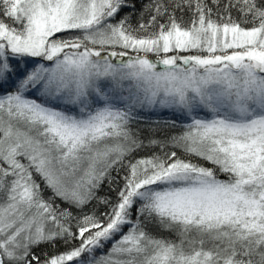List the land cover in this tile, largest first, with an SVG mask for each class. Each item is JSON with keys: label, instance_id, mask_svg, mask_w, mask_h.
<instances>
[{"label": "snow or ice", "instance_id": "snow-or-ice-1", "mask_svg": "<svg viewBox=\"0 0 264 264\" xmlns=\"http://www.w3.org/2000/svg\"><path fill=\"white\" fill-rule=\"evenodd\" d=\"M0 264H264V0H0Z\"/></svg>", "mask_w": 264, "mask_h": 264}, {"label": "trees", "instance_id": "trees-1", "mask_svg": "<svg viewBox=\"0 0 264 264\" xmlns=\"http://www.w3.org/2000/svg\"><path fill=\"white\" fill-rule=\"evenodd\" d=\"M136 5H137V11L141 7L143 3H146L147 0H135ZM131 9L125 8L121 11L120 16L125 15L126 13L130 12ZM179 16L180 13H177ZM237 14L234 12L233 16L235 17ZM190 14H186L184 16V20L187 21L189 19ZM119 19V17H117ZM137 17L134 16L132 18V22H136ZM152 59H155L154 57H150ZM159 70V69H158ZM171 119H176L179 122L178 117H173L172 114L168 111H161V110H156V111H149L145 110L141 113L140 118L137 119L136 122L133 123L132 128L133 130H138L139 135L141 139L147 143L148 139L150 138H158L162 139L165 136L171 135L175 132L180 131V129L173 128L171 126L165 125L163 122L165 120H171ZM153 149L151 148H145L137 153L134 154V156H144L149 154ZM116 173L113 172V176H115ZM121 175H123V172H121ZM223 178V177H222ZM115 186V185H113ZM50 193L45 192V195H49ZM98 196H115V193L111 191V188L109 187V184L107 181L104 182V184L101 186L100 190L97 193ZM89 207H98L100 211L104 210L103 205H97L96 201H93L92 204ZM150 231L157 236H166V237H171L175 238L173 234L166 232V231H161L160 229L156 228L154 225L150 226ZM66 247H71V245L65 246L62 241L57 242L56 248L53 249L51 246L48 245H42L40 250H45L48 251L49 253L55 251V252H63L65 251ZM104 251H107V248L104 249Z\"/></svg>", "mask_w": 264, "mask_h": 264}]
</instances>
